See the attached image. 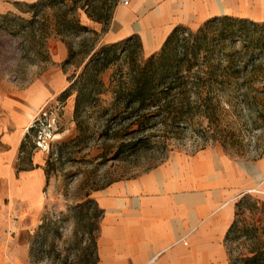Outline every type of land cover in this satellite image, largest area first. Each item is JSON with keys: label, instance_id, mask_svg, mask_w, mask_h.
I'll use <instances>...</instances> for the list:
<instances>
[{"label": "rangeland", "instance_id": "374dc122", "mask_svg": "<svg viewBox=\"0 0 264 264\" xmlns=\"http://www.w3.org/2000/svg\"><path fill=\"white\" fill-rule=\"evenodd\" d=\"M37 1L0 0V21L4 15L13 20L0 29V155L6 150L1 139L12 129V108H23L29 87L57 69L67 88L73 82L74 87L67 98L46 105V120L39 113L43 107L27 113L29 127L36 123L22 143L28 159L34 152L42 158V182L34 176L18 184V178L0 176V264H94L100 212L93 196L98 190L138 176L175 153L211 148L249 161L264 154V28L247 43L239 38L216 47L209 57L228 66L226 77L192 89L181 120L165 114L161 122L149 117L154 109L135 113L136 107L126 108L122 99L133 72L148 57L138 37L128 49L119 48L90 82L86 75L77 79L104 46L101 34L84 26V16L102 24L103 32L117 0H59L35 10L24 5ZM72 22L85 29H75ZM60 47L66 54L55 66ZM221 78L223 83H217ZM86 84L94 93L75 116L77 92ZM38 137L45 139V151L37 148ZM247 194L238 201L237 228L256 231L228 244L234 264L257 240L264 243V194Z\"/></svg>", "mask_w": 264, "mask_h": 264}, {"label": "crops", "instance_id": "0c3cea01", "mask_svg": "<svg viewBox=\"0 0 264 264\" xmlns=\"http://www.w3.org/2000/svg\"><path fill=\"white\" fill-rule=\"evenodd\" d=\"M220 17L264 23V0H130L116 7L105 31L86 16L84 26L100 33L104 45L138 37L149 56L175 27L195 30ZM65 54L60 47L53 64ZM66 89L57 69L24 92L23 108H12V129L1 139L6 150L0 176L18 178V184L34 176L42 182V158L34 152L28 159L27 147H21L30 125L27 113L35 114ZM26 162L32 166L21 167ZM248 192L264 194V156L249 161L211 148L172 154L138 176L114 181L93 196L100 212L94 264H230L225 237L236 204Z\"/></svg>", "mask_w": 264, "mask_h": 264}, {"label": "trees", "instance_id": "16d2710c", "mask_svg": "<svg viewBox=\"0 0 264 264\" xmlns=\"http://www.w3.org/2000/svg\"><path fill=\"white\" fill-rule=\"evenodd\" d=\"M79 1L74 0V4ZM59 3H61L59 0H39L24 5L35 10L42 6L52 7ZM2 20L0 21V29L13 23V20H10L7 15L2 16ZM104 20L109 21V17ZM96 21H102V19L98 18ZM70 26L77 30L85 29V27L78 26L73 22ZM32 27L30 26V28ZM259 28H264V23H254L246 19L232 17L210 19L195 30L183 26L175 27L166 37L160 49L149 55L145 62L133 72L130 87L122 91L121 94L125 107L135 106V113L154 109L153 111L155 112L149 117L161 119V122H164L165 114L173 115L174 117L172 118L181 120L183 113L190 107L189 92L192 89H201L202 86H206V81L217 76L226 77L224 72L228 66L222 67L220 62H213L212 58L209 57L214 49L221 44L232 43L239 38H243L242 41L247 43L246 39L251 41V36ZM247 35L248 38H246ZM135 40V37H131L122 42L102 46L98 52L90 57L77 79L86 75L88 82H90L92 78L108 66L112 55H115L119 48L125 47L128 49ZM202 75H204V78H202ZM222 78L217 83L222 84ZM73 87L74 82L61 93L60 97L67 98ZM89 87L86 84L85 87H82L77 92L74 105L75 116H77L82 104L94 93L93 87ZM204 102L207 101L205 100ZM140 124L142 123L140 122ZM33 129L35 128H30V130ZM21 147H23V143ZM262 156L264 154L258 158ZM241 202H238L235 206V219L225 237L227 245L233 240L245 237L256 231V228H237ZM261 212L264 214V202H262ZM229 259L230 264H234L230 254ZM238 260L240 264H264V243L257 240L253 247L250 248L249 254L240 257Z\"/></svg>", "mask_w": 264, "mask_h": 264}, {"label": "built area", "instance_id": "2783aa9c", "mask_svg": "<svg viewBox=\"0 0 264 264\" xmlns=\"http://www.w3.org/2000/svg\"><path fill=\"white\" fill-rule=\"evenodd\" d=\"M117 2H118V4L121 5V6H128L129 3H130V0H117ZM45 107H46V106H44V107L39 111V113H40L41 116H42V118H41L42 120H46V117H47V113L44 111ZM53 120H56V119H53ZM35 123H36V122H34V124H32L28 129H30V128H34ZM44 126L49 127V130H48V132H49V131H50V126H49V124H46V125H45V123H44ZM54 131H56V130H54ZM41 133H42V131L39 130V131H38V135H41ZM36 146H37V148H39V149L45 151V149H47L46 147H47L48 145L46 144L44 138H42V137H38V139H37V141H36Z\"/></svg>", "mask_w": 264, "mask_h": 264}]
</instances>
